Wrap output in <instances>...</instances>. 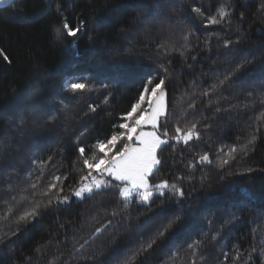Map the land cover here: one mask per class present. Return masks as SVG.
Instances as JSON below:
<instances>
[{
	"label": "trees",
	"instance_id": "16d2710c",
	"mask_svg": "<svg viewBox=\"0 0 264 264\" xmlns=\"http://www.w3.org/2000/svg\"><path fill=\"white\" fill-rule=\"evenodd\" d=\"M222 4L229 6L231 23L207 24ZM262 4L264 0H16L0 9V49L10 60L0 57V217L7 216L0 219V264H47L53 256H60V264H100L83 257L102 245L107 250L101 259L119 264L170 220L175 222L165 237L137 257V264H262L264 105L243 107L264 93ZM65 21L71 27L83 21L84 29L78 37H68L62 29ZM186 32L192 33L187 41ZM225 40L233 42L227 50ZM125 48L130 53L117 57V50ZM245 57L251 62L245 64ZM160 64L173 71L166 82L167 118L158 121V127L164 125L159 131L175 136L177 127L198 121L201 138L188 145L169 140L162 146L163 165L150 182L176 183L185 196L178 200L168 194L150 208L133 203L130 216L113 219L109 213L117 203L116 189L83 201L72 195L87 171L77 147L84 146L90 156L97 140L121 131L114 126L126 122L122 117L139 98L143 74H155ZM238 65L243 67L229 83L202 95ZM69 78L95 85L96 90L73 94L65 90ZM193 102L194 114L189 108ZM90 104L95 112L89 111ZM217 107L222 111L216 112ZM253 134L256 144L247 155L239 150L235 159L225 155ZM204 153L211 163L201 165L198 157ZM222 159L229 162L220 166ZM41 161H46L42 169ZM189 163L194 168L189 169ZM41 170L37 192L60 176L62 195L69 202L18 226L16 216L31 207V189L22 190ZM245 189L252 198L239 204ZM110 219L107 230L89 239L99 226L95 221ZM212 234H218L217 240ZM113 237L115 244L110 243ZM197 239L205 240L203 261L187 250ZM73 247L79 251L72 252ZM114 249L120 250L118 256H113Z\"/></svg>",
	"mask_w": 264,
	"mask_h": 264
},
{
	"label": "snow or ice",
	"instance_id": "6c2138e0",
	"mask_svg": "<svg viewBox=\"0 0 264 264\" xmlns=\"http://www.w3.org/2000/svg\"><path fill=\"white\" fill-rule=\"evenodd\" d=\"M8 2L9 0H0V5ZM227 7L229 6L223 4L219 6L217 14L209 17L207 24L222 25L225 21L230 24L231 13L226 10ZM261 10H264V4L261 5ZM192 11L201 15L203 14L200 8H193ZM241 17H243V13L241 14ZM62 29L68 37L76 38L78 37V33L83 31L84 23L81 21L76 27H71L69 23L65 21L62 24ZM61 35V30L57 29V36L60 37ZM191 35V32H186L184 34L185 41L189 40ZM232 43L233 42L229 40H225L223 48L227 50L232 46ZM205 45L210 48L207 40H205ZM157 47L163 48L164 45H157ZM130 51L131 49L129 48H125L122 53L117 50L116 56L119 57L126 55L130 53ZM0 57H2L4 61L10 63L8 55L2 49H0ZM250 62L251 61L245 57L244 63L247 64ZM241 67H243V65H238L235 71L229 72L223 79H219L216 83L210 85L208 90L202 92V95L208 96L210 91L215 92L217 89L222 88L226 83H229L231 78L236 74V71H239ZM158 68L159 71H156L155 74L151 71L143 74L141 81L142 90L139 93V98L132 104L131 109L122 117L126 122L114 126L118 127L121 131L114 132L105 140H97L95 144L91 145L92 151L90 156L86 154L84 146L78 145L77 147L79 159L83 164V169H86L87 171L79 177L78 187L72 190V195L77 198L78 201H83L97 196L104 197L105 195L111 194L113 189H116L115 197L117 203L109 213L113 219H117L121 216H130L129 208L133 203L138 206L150 208L157 198L165 197L168 194H171V196L176 197L178 200H182L185 196L182 186L176 183H169L168 180H161L158 183L150 182V178H154L155 173L161 171L163 161L160 158L159 153L163 151L162 146H168L169 140H176L177 143L182 141L185 145H188L194 139L198 141L201 138V133L198 130V121L191 122L190 126L185 129L177 127L175 130V136L169 137L167 130L163 132L159 131L164 125H159L158 127V121L161 117H165V119L167 118V105L165 103L166 82L169 72L173 71V69L165 64H160ZM64 85L65 90L73 94L96 90L95 85L84 82H75L72 78L66 79ZM103 86L107 87V85ZM107 102L108 98L105 97L104 103ZM256 103L264 105V93H261L257 99L252 100L250 104H246L243 107L247 109L253 107ZM144 105H147V107H144ZM65 108H67V106H65ZM189 108L193 109L194 114L196 104L194 102L190 103ZM96 110V106L89 105L90 112H95ZM215 111L220 112L222 109L217 107ZM262 116H264V113H262ZM55 119V116L50 117L49 122H54ZM21 124H23V120H21ZM145 125H151L153 131H143L142 129ZM83 135L84 133H81L77 136L76 141L80 142ZM162 136L164 138H162ZM256 140L257 137L253 134L247 139L246 143L239 146V149H237V147H232L225 155L235 159L234 154L237 153L238 150L242 155H247L248 152L255 147ZM174 147L175 146L173 145V149ZM48 159L52 160L53 157L50 156ZM228 162V159H222L220 161V166L226 165ZM33 163L35 164L36 161H33ZM45 163L46 161H41L39 167L42 169ZM198 163L201 165L211 163L209 155L207 153L200 155L198 157ZM194 166L193 163L188 164L189 169L194 168ZM248 171H251V169ZM42 177L43 171L41 170L40 174L36 176V179L29 184V188L22 190L23 192L28 193L29 189H31V200H29L31 207L25 208L23 212L16 216L15 222L18 226L21 223L28 224L33 222L42 214V211L51 208L53 205L60 206L69 202V197L62 195L63 188L60 187L62 178L60 176L53 177L52 182L37 192V189L40 188ZM177 179H182V177H177ZM203 179H206V177L202 178V180ZM113 181L116 183H113ZM53 190H56L54 195ZM37 195L42 199H35ZM243 195L245 200L238 201L237 203L243 204L252 198V193L247 189L243 190ZM11 199L13 202H17L16 195H13ZM24 199H28V195H26ZM4 203L8 205L7 201ZM8 207L10 208L11 205H8ZM3 218H7V216L0 217V219ZM113 219L108 220L106 223L95 221L99 226L95 227L89 239L94 238L102 231L107 230V228L113 223ZM176 219H179V217ZM233 219H235V217H233ZM174 222L175 221L170 220L167 225H162L146 243L141 240L140 247L130 256L120 260L119 264H137V257L151 249L153 245L157 243L158 238H164L165 233ZM61 227H63V225H61ZM217 238L218 234H212L211 239L213 241L217 240ZM116 242L115 237H113V240L110 243L115 244ZM85 243H87V241H85ZM204 246L205 240L197 239L187 245V250H190L192 257H197L203 261L206 259V257L201 255ZM82 247L83 245H81V248ZM106 250L105 246L102 245L87 257H83V259L94 261L100 260V264H111V261L101 259ZM76 251H79V249L73 247L72 252ZM119 251V249H114L112 253L113 256H118ZM253 251H255V249H253ZM61 255H63V253H61ZM69 255H71V253H69ZM227 255V253H224L225 258H227ZM260 256L262 258V264H264V250H261ZM178 257L179 251H174L172 259L175 261ZM249 259H251V256ZM47 264H60V256H53Z\"/></svg>",
	"mask_w": 264,
	"mask_h": 264
},
{
	"label": "water",
	"instance_id": "95a60500",
	"mask_svg": "<svg viewBox=\"0 0 264 264\" xmlns=\"http://www.w3.org/2000/svg\"><path fill=\"white\" fill-rule=\"evenodd\" d=\"M15 1H16V0H9L8 3L3 4V5H0V9H3V8L9 6L10 4H12V3L15 2ZM147 126H148V125H145L144 127H147ZM144 127H143V128H144Z\"/></svg>",
	"mask_w": 264,
	"mask_h": 264
},
{
	"label": "rangeland",
	"instance_id": "374dc122",
	"mask_svg": "<svg viewBox=\"0 0 264 264\" xmlns=\"http://www.w3.org/2000/svg\"><path fill=\"white\" fill-rule=\"evenodd\" d=\"M142 130L145 131V132L153 131L151 125H148L147 127H144Z\"/></svg>",
	"mask_w": 264,
	"mask_h": 264
}]
</instances>
